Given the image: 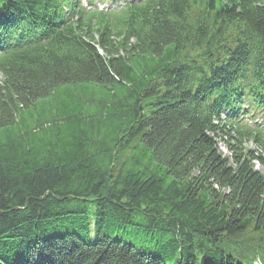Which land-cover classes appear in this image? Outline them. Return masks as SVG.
<instances>
[{
	"label": "trees",
	"instance_id": "16d2710c",
	"mask_svg": "<svg viewBox=\"0 0 264 264\" xmlns=\"http://www.w3.org/2000/svg\"><path fill=\"white\" fill-rule=\"evenodd\" d=\"M248 103L264 0H0V264H264Z\"/></svg>",
	"mask_w": 264,
	"mask_h": 264
},
{
	"label": "rangeland",
	"instance_id": "374dc122",
	"mask_svg": "<svg viewBox=\"0 0 264 264\" xmlns=\"http://www.w3.org/2000/svg\"><path fill=\"white\" fill-rule=\"evenodd\" d=\"M60 89H63V87L62 88H60ZM92 91H96V92H99V87L98 86H93L92 87ZM99 94V93H98ZM98 94H96V96H99ZM248 146H252V145H250V144H248ZM222 147V148H221ZM220 150L222 151V153H226V154H228V155H230V151H228L227 150V148L225 147V146H223L222 144H220ZM252 148V147H251ZM256 167L260 170V171H262L263 172V174H264V169L261 167V166H259L258 164H256ZM257 236H255V233L252 235V236H250V237H246L248 240H251V241H253V239L254 238H256Z\"/></svg>",
	"mask_w": 264,
	"mask_h": 264
},
{
	"label": "bare ground",
	"instance_id": "6f19581e",
	"mask_svg": "<svg viewBox=\"0 0 264 264\" xmlns=\"http://www.w3.org/2000/svg\"><path fill=\"white\" fill-rule=\"evenodd\" d=\"M220 144H222L223 146H225V144H224V143H222V142H221ZM225 147H226V146H225ZM221 148H222V147H221Z\"/></svg>",
	"mask_w": 264,
	"mask_h": 264
}]
</instances>
